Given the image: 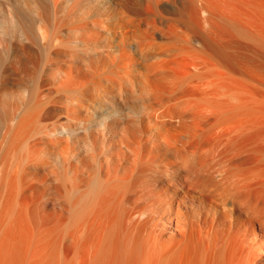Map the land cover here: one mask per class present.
<instances>
[{
  "label": "bare ground",
  "instance_id": "bare-ground-1",
  "mask_svg": "<svg viewBox=\"0 0 264 264\" xmlns=\"http://www.w3.org/2000/svg\"><path fill=\"white\" fill-rule=\"evenodd\" d=\"M100 2L0 48V264H264V0Z\"/></svg>",
  "mask_w": 264,
  "mask_h": 264
},
{
  "label": "rangeland",
  "instance_id": "rangeland-1",
  "mask_svg": "<svg viewBox=\"0 0 264 264\" xmlns=\"http://www.w3.org/2000/svg\"><path fill=\"white\" fill-rule=\"evenodd\" d=\"M44 0H0V48L4 45H11L17 40H23L22 35L23 23L32 26V31L37 34L36 19L39 16H46L50 12H46L43 7ZM100 0H58L57 14L54 19L49 16L45 19L44 37H56L59 34H68V39H73V25L82 17L88 16L102 9ZM57 20V21H56ZM56 44V42L54 41ZM73 44V42H70ZM55 46L51 45L50 50H54ZM91 50L89 47H78L77 51L85 57ZM11 58V51L6 53L7 62ZM57 63L55 54L47 55L46 50L34 47L32 54L27 59L26 64L16 69L13 82L23 81L20 84H11L10 89L17 97L27 94V90L32 80L45 77L47 73ZM57 77V75H54ZM93 119V118H92ZM90 120V123L92 122Z\"/></svg>",
  "mask_w": 264,
  "mask_h": 264
}]
</instances>
